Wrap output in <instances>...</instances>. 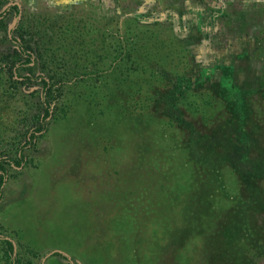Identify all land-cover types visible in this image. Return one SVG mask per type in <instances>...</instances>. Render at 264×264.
I'll return each mask as SVG.
<instances>
[{"label": "rangeland", "instance_id": "rangeland-1", "mask_svg": "<svg viewBox=\"0 0 264 264\" xmlns=\"http://www.w3.org/2000/svg\"><path fill=\"white\" fill-rule=\"evenodd\" d=\"M14 4L0 17V264H203L202 234L224 218L250 235L248 218L264 214V136L251 131L250 165L202 163L152 97L170 87L165 72L173 85L192 78L174 103L196 122L262 88L247 98L253 120L264 0H0V13ZM47 101L45 129L23 147ZM184 207L195 232L172 252Z\"/></svg>", "mask_w": 264, "mask_h": 264}, {"label": "trees", "instance_id": "trees-1", "mask_svg": "<svg viewBox=\"0 0 264 264\" xmlns=\"http://www.w3.org/2000/svg\"><path fill=\"white\" fill-rule=\"evenodd\" d=\"M9 8L15 9L17 12L20 11L18 4L7 7L3 12L0 13V17L4 16ZM135 18H140L136 16ZM139 20V19H137ZM156 19L154 22H157ZM22 50L27 55L26 63H32L33 59L31 54L26 52L24 48ZM165 78L169 81L170 87L168 90L158 94H153V100L155 101L152 109L154 112L161 114V116L167 117L169 120L175 122L180 128L185 129L189 136L186 139V147L189 151L190 156L193 158L198 157L202 163H208L209 161L226 162L229 163L233 160V157L238 159V163L246 162L251 164L253 154V143L257 138H254L253 132L258 131L264 136V108L258 106V112H255V118H250L251 110L248 103V95L253 93H262V88L255 92L249 91H236L233 95L224 99V107H215L213 117L209 120L201 119L200 121L194 122V120L187 117L186 111L178 107L174 103V98H177V93H181L185 90L183 84L187 81V86L191 87L192 78H179L177 76V86L173 85V76H170L166 72L164 73ZM28 79H32V76H25ZM41 78L45 85L48 84V80L43 75L36 76V79ZM186 82H183V81ZM172 86L174 88H172ZM186 87V89H188ZM252 96V95H251ZM264 106V104H262ZM262 108V111L260 109ZM222 111V113H221ZM223 114V112H225ZM228 112V114H227ZM52 114L51 104L47 101L45 111L43 114L42 124L32 130L28 141L23 145L28 146L34 142L36 133L42 132L46 127V120ZM253 114V110L252 113ZM222 115V116H221ZM257 116V117H256ZM198 122V123H197ZM262 136V137H263ZM264 138V137H263ZM252 141V144L250 143ZM25 156L21 153L18 160L9 161L16 166H21L24 162ZM195 164L194 160H191ZM0 170L5 173V167L0 164ZM249 173V172H248ZM251 174V173H249ZM3 183V178L0 181V186ZM200 196V193L198 194ZM249 196H242V200L245 202ZM251 200L253 198H250ZM258 199H264V193L261 194ZM257 199V200H258ZM194 209L183 208L180 223L174 227L172 232L171 240L167 244L171 247V251H177L183 244L185 238L191 232H195V213ZM264 212V211H262ZM250 220V222H249ZM259 217L256 214H251L248 218V226L251 229L249 236L242 237L235 235L234 232V220L223 219L216 228H210L208 232H204L203 242L201 248V255L203 264H261L259 260L264 256V214ZM202 230V229H201ZM8 250L10 254L15 253L13 241L6 239ZM177 249H176V248ZM56 254L62 255L61 252ZM66 257L65 255H63ZM162 264V262L160 263Z\"/></svg>", "mask_w": 264, "mask_h": 264}]
</instances>
